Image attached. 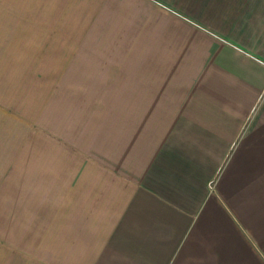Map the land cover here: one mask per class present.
I'll return each mask as SVG.
<instances>
[{"label":"crops","instance_id":"1","mask_svg":"<svg viewBox=\"0 0 264 264\" xmlns=\"http://www.w3.org/2000/svg\"><path fill=\"white\" fill-rule=\"evenodd\" d=\"M68 39L108 111L0 96V264H264V0H0V73Z\"/></svg>","mask_w":264,"mask_h":264},{"label":"rangeland","instance_id":"2","mask_svg":"<svg viewBox=\"0 0 264 264\" xmlns=\"http://www.w3.org/2000/svg\"><path fill=\"white\" fill-rule=\"evenodd\" d=\"M62 42L67 46L49 50L52 55L21 56L20 65L12 61L3 63L0 96L17 101L11 106L20 115L21 143L28 142L30 127H36L38 133L40 129H52L58 140L62 135L73 141L79 128L92 127L94 119L108 111V104L94 102L97 96L107 95L108 89L94 87L93 73L76 69L77 41ZM13 138L16 137H6V145Z\"/></svg>","mask_w":264,"mask_h":264}]
</instances>
